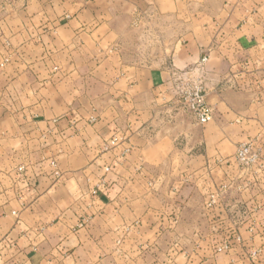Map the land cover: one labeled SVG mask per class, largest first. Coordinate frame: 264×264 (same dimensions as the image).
I'll list each match as a JSON object with an SVG mask.
<instances>
[{
	"label": "crops",
	"instance_id": "obj_1",
	"mask_svg": "<svg viewBox=\"0 0 264 264\" xmlns=\"http://www.w3.org/2000/svg\"><path fill=\"white\" fill-rule=\"evenodd\" d=\"M9 1L0 264H264L210 249L232 234L216 227L264 223V151L260 176L240 170L249 187L223 192L235 171L218 163L264 134V0ZM204 57L214 118L200 124L174 73Z\"/></svg>",
	"mask_w": 264,
	"mask_h": 264
},
{
	"label": "rangeland",
	"instance_id": "obj_2",
	"mask_svg": "<svg viewBox=\"0 0 264 264\" xmlns=\"http://www.w3.org/2000/svg\"><path fill=\"white\" fill-rule=\"evenodd\" d=\"M12 8H15L14 4L9 0H0V12H13L11 10ZM11 10V11H9ZM261 84V82H260ZM248 148L251 152V154L257 155V161L251 165H243L242 163H239L236 160V154L240 149ZM264 151V134L261 137H254L245 141H242L238 144L235 153L230 156L229 158H224L222 160H219V164L223 165H231L233 164L232 169H234V174L229 180H222V183L220 184L221 190L229 189V188H239L240 186H250L255 181H253V178H251L249 175H247L245 178H242L240 176L241 171L247 170L249 172L255 171L258 172L257 176H260L261 167L263 164V153ZM231 174V172H229ZM259 174V175H258ZM224 176H227V174H224ZM253 176V175H252ZM220 188H216L214 191L210 192V209L216 206L219 203L220 200ZM259 208V205L257 204L254 206V209L252 211H256V209ZM245 227L249 233L257 234L261 238H264V223H256L255 220H248L246 224L241 225L239 228L238 226H224V227H216L218 228V231L220 230V233H232L231 236L227 237L228 235L224 236L223 239H217L210 241V249H212L214 252L221 254L226 253L231 249H239L246 248L247 251L249 250V254L251 252L252 259H256V256L261 252V250H264V239H261L259 241L255 240H246V243L244 244L243 236L241 237V231L240 228ZM222 231V232H221ZM219 233V234H220ZM240 245V246H239Z\"/></svg>",
	"mask_w": 264,
	"mask_h": 264
},
{
	"label": "built area",
	"instance_id": "obj_3",
	"mask_svg": "<svg viewBox=\"0 0 264 264\" xmlns=\"http://www.w3.org/2000/svg\"><path fill=\"white\" fill-rule=\"evenodd\" d=\"M207 57L193 68L174 73L175 91L179 105L183 110L193 114L200 124H205L214 118V107L207 100L205 63ZM117 137L113 138L111 145L119 143ZM131 151L127 146L123 149L125 156ZM257 155L251 154L248 148L240 149L236 154V160L243 165H251L257 161Z\"/></svg>",
	"mask_w": 264,
	"mask_h": 264
}]
</instances>
